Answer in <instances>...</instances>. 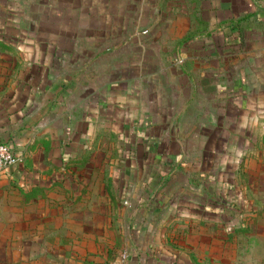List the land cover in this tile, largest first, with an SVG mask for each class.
Wrapping results in <instances>:
<instances>
[{"label":"crops","instance_id":"crops-1","mask_svg":"<svg viewBox=\"0 0 264 264\" xmlns=\"http://www.w3.org/2000/svg\"><path fill=\"white\" fill-rule=\"evenodd\" d=\"M115 35H127L130 42L136 37H154L158 50L181 55L192 52L195 60L198 57L199 62L207 63L201 77L205 93L225 91L236 109L245 110L251 105L256 110L251 101L264 99V0H115ZM147 48L144 42L142 50ZM50 58L54 56L49 54L47 61L0 60V143L11 146L18 160L20 155L23 157L21 163L0 170V264H186L183 258L176 260L175 245L197 257L191 264H200L205 256L207 264H214L216 221L201 219L204 213L215 212L210 189L204 206H200L190 203L182 193L172 195L165 205L145 202L151 190L142 188L141 196L146 197L143 202L129 200L121 212L115 204L108 233L104 228V206L88 202V189L72 188L65 171L55 177L46 176L44 171L50 164L85 159L80 153L92 134L103 132L105 117L113 119L111 132L115 135V120L127 116L116 110H121V103L130 105L132 95L142 94L135 86L126 89L130 83L124 86L118 81L111 93L100 85L95 93L88 94L86 71L75 74L66 63L58 67L57 59ZM136 110L133 116L128 115L129 134L122 144L127 149L122 158L133 166L123 173H115L114 169V185L115 175L122 174L124 179L137 183L152 176L141 171L139 165L146 163L143 156L160 137V126H155L150 111L138 113L137 117ZM231 128L215 126L203 138L201 152L205 161L213 162L218 154L221 162L233 142L244 151L249 147L248 138L257 139L256 130L248 137L243 129ZM175 133L179 142V130L175 129ZM217 142L220 149L215 148ZM132 147L139 152L130 154ZM155 156L160 158L158 153ZM159 160L162 165L157 174L165 176L167 167L163 162L175 164L167 157ZM190 162L198 164L200 159L182 157L178 169L184 170ZM29 173L33 179L48 180L47 186L39 187L36 182L29 185ZM198 178L199 174L193 173L189 179L190 190L197 196L199 186L195 182L192 186L191 180ZM10 180L18 187H6L4 184ZM137 190L133 189L131 199ZM90 194L97 197L103 191L95 188ZM77 196L79 201L74 202ZM176 211L192 218L178 226H194L197 235L186 240L181 237L179 241L174 238L170 229L174 222L168 217ZM88 244L102 246L84 247ZM103 244H114L110 246L113 250ZM71 245H79L74 247L73 255ZM121 250L126 252L124 259Z\"/></svg>","mask_w":264,"mask_h":264},{"label":"rangeland","instance_id":"rangeland-1","mask_svg":"<svg viewBox=\"0 0 264 264\" xmlns=\"http://www.w3.org/2000/svg\"><path fill=\"white\" fill-rule=\"evenodd\" d=\"M151 38L138 40L136 37L130 42L127 35H115V0H0V60L47 61L48 55L52 54L54 58L50 59H57L58 67L66 63L76 71L75 74L80 72L83 75L86 71L88 94L95 93L100 85L105 92L111 93L115 81L124 86L130 83L126 89L135 86L136 91L142 92L131 96L130 105L121 103V110H116L127 116H119L115 120V135L111 132L113 119L105 117L103 132L89 135L87 147L80 153L85 159L72 160L65 165L50 164L44 171L46 176L55 177L65 171L69 173L67 183L72 188L88 189V202L104 206V228L108 233L111 231L109 224L114 220L115 204L121 212V207L129 200L138 203L141 199L143 202L146 197L141 196L142 188L151 190L145 202L149 200L150 203L165 205L172 195L182 193L190 203L200 206H204L208 197L206 192L210 189L215 212L210 211V215L204 213L201 219L207 221L213 218L216 221L214 264H264V227L261 226V221H264V99L251 101L256 110L251 109V105L248 109L239 110L232 105L225 91L208 95L201 83L207 63L199 62L198 57L195 60L192 52L181 55L175 51L158 50L154 37L152 41ZM144 42L147 43V50H142ZM214 69L218 70L217 67ZM135 109L136 115L150 111L155 126H160L161 138L154 142L156 145H152L151 150L147 149L149 152L145 158L143 156L146 163L139 165L141 171L152 173V176L137 183L124 179L122 174L115 175L114 185V169L115 173H123L133 166L122 158L127 150L122 144L123 138L127 139L129 134L128 115L133 116ZM215 126L243 129L248 137H252L256 130L257 139L248 138L249 147L244 151L233 142L226 159L218 162L219 155L215 154V159L212 158L213 162L209 163L202 158L201 144ZM175 129L179 130V142L175 139ZM220 147L217 142L215 148ZM135 150L139 152L132 147L130 154ZM20 156L17 163L22 162L23 157ZM166 157L172 159L175 165L163 162L167 172L161 176L157 174L162 165L159 159ZM182 157L186 160L200 159V163L192 165L190 162L184 170H179L178 162ZM193 173L199 174L194 181L199 186V196L190 190L189 179ZM27 181L29 185L36 182L39 187H46L49 182L33 179L30 173ZM4 185L18 187L14 180ZM95 188L102 189L103 195H91V190ZM133 189L138 190L136 197L131 199ZM77 201L78 196L74 202ZM168 219L174 222L170 229L177 241L181 237L186 240L198 234L194 226L184 229L178 226L183 220L192 218L176 211ZM194 221L197 220L194 218ZM71 246L73 255L76 253L74 247L79 245ZM101 246L84 245L91 249ZM110 246L114 244H103L104 248L113 250ZM175 247L176 260L183 258L186 264L194 263L197 257L190 250L186 251L178 245ZM120 252L124 259L126 252ZM182 252L183 255L180 254ZM200 264H207L206 256L204 259L201 257Z\"/></svg>","mask_w":264,"mask_h":264},{"label":"built area","instance_id":"built-area-1","mask_svg":"<svg viewBox=\"0 0 264 264\" xmlns=\"http://www.w3.org/2000/svg\"><path fill=\"white\" fill-rule=\"evenodd\" d=\"M18 157L8 145L0 143V169L10 167L17 163Z\"/></svg>","mask_w":264,"mask_h":264},{"label":"trees","instance_id":"trees-1","mask_svg":"<svg viewBox=\"0 0 264 264\" xmlns=\"http://www.w3.org/2000/svg\"><path fill=\"white\" fill-rule=\"evenodd\" d=\"M3 144H5V143H3ZM9 148L12 149L11 146H9ZM191 185H192V186L194 185V181H193V180H191Z\"/></svg>","mask_w":264,"mask_h":264}]
</instances>
